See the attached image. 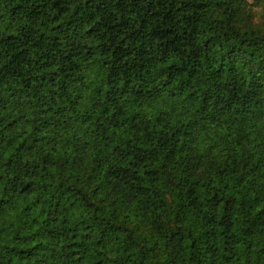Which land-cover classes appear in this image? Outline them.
I'll return each instance as SVG.
<instances>
[{
    "label": "trees",
    "instance_id": "1",
    "mask_svg": "<svg viewBox=\"0 0 264 264\" xmlns=\"http://www.w3.org/2000/svg\"><path fill=\"white\" fill-rule=\"evenodd\" d=\"M0 264H264V0H0Z\"/></svg>",
    "mask_w": 264,
    "mask_h": 264
}]
</instances>
